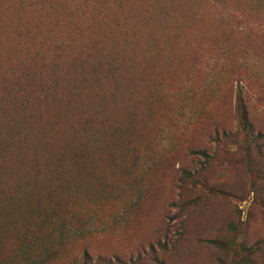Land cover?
<instances>
[{
    "label": "rangeland",
    "instance_id": "rangeland-1",
    "mask_svg": "<svg viewBox=\"0 0 264 264\" xmlns=\"http://www.w3.org/2000/svg\"><path fill=\"white\" fill-rule=\"evenodd\" d=\"M10 1L0 0V45L14 50L0 51V67L15 75V62L3 55H19L20 41L37 48L45 38L13 28L49 13L51 1L52 8L60 2L63 18L54 29L79 39L93 20L116 16L100 20L112 28L110 38L96 35L102 29L85 39L82 60L67 62L82 53L77 42L56 59L61 70L76 71L68 78L45 70L51 47L65 51L66 40L44 44L46 65L22 83L29 104L8 113L16 133L0 143L3 178L34 175L36 164L52 162L48 141H91L78 149L103 158V174L112 172L109 158L125 168L113 171L121 180L109 181L114 206L90 212L93 227L72 233L46 264H264V0H25L9 8ZM71 87L74 97L66 94ZM240 87L253 125L248 141L239 125ZM36 98L46 105L38 108ZM69 225L77 229L75 220Z\"/></svg>",
    "mask_w": 264,
    "mask_h": 264
},
{
    "label": "trees",
    "instance_id": "trees-1",
    "mask_svg": "<svg viewBox=\"0 0 264 264\" xmlns=\"http://www.w3.org/2000/svg\"><path fill=\"white\" fill-rule=\"evenodd\" d=\"M24 1L11 0L8 7L19 8L24 6ZM36 5L40 7V3L37 2ZM50 5L49 13L40 16V11L35 12L37 19L35 22L32 23L29 20L28 24L16 26L13 30H22L25 33H36L39 35L42 32L45 40L41 42H44L45 45L51 44L54 36L55 38L58 36L63 38L62 40H66L63 43L64 48L67 45L69 47L65 51H61L58 44L51 47L52 56L50 62L52 66L51 69L47 67L45 70H49L53 75L60 74L68 78L74 75L76 71L61 70L59 68L60 64L57 63L56 59H63L67 52H74L71 47L74 44L71 45L70 43L77 42L82 53L76 54L78 58L67 60V62L73 63L74 61L79 62L82 60L88 54L87 41L91 32L105 29L102 33L96 35L107 36L108 38L112 36L110 33L112 28L103 24L100 20L116 16L114 12H111L101 19L93 20L90 26L86 25L87 27L84 31L87 34L86 37L84 38L83 33L80 36L81 39H79L75 36L65 35L67 31L63 28L60 30L54 29L61 23L63 18L60 16V2L55 5V8H52V1ZM195 6L196 2L188 6L190 15L191 11H195L193 10ZM12 14L4 16L6 26L10 25L7 30H10L13 24L9 21L12 18ZM14 16H16L13 17L14 21H20L17 15ZM48 18L51 19L48 20ZM41 24L44 26L43 28H41ZM241 24L244 23L242 22ZM0 25H2V20ZM62 25L64 26V22ZM146 36L150 37L149 32L146 33ZM86 38H88L87 41H85ZM37 40L35 43L39 44L37 48L30 47L25 41H20L24 47L22 49L18 47L20 50L19 55H8L7 53L3 55L5 60L11 64L15 62L14 66L19 71V75H15L14 70H6L0 67V115L4 116L0 120V131H5L4 134L0 132V143L9 141V132L14 136L16 133L9 128L11 124L10 120H7L10 106L25 110L30 102L28 98L31 94L22 86L24 79L30 77L31 69L34 66L39 67L41 62L46 65L44 60H47V58L43 55V51H48L50 47L44 50V44L40 43V39L37 38ZM128 41H126V46ZM82 42L85 43L82 44ZM97 44L99 45L100 41L94 40L93 47H96ZM28 48L30 50L36 49V51L29 53L27 51ZM3 49H13V46L7 42H2L0 51ZM81 76L83 78L81 82L85 83L87 81L85 77L88 76L87 72L86 75L82 73ZM238 90V105L242 108V113L239 116V125L245 141H248V138L253 136V125L245 107L247 105H245L243 96H241L244 89L240 87ZM49 93L52 98L51 102L54 103L58 96L56 87L52 86ZM75 93L76 87H71V90L66 92L70 97H74ZM35 101L38 104V108H40L41 102H44L40 98H36ZM72 103H74L73 100ZM44 104L46 105L45 102ZM67 105L71 106V102L68 99ZM50 124H56V120L51 121ZM30 130L31 132L35 131L33 127ZM87 133L94 135L90 132ZM43 137L46 138V135H43ZM217 140L220 141V138H217ZM89 142L91 141H79V143L71 144L65 141H48L53 160L42 167L36 164L33 167L37 171L34 175L33 173L31 175L21 173L20 177H15L12 181L8 177H4V179L0 173V218L2 219L1 224H3L0 225V264H46L51 258L57 256L61 247H65L68 240L73 239L72 233L75 232L76 234L78 230L81 232L88 231L85 228L92 224L91 221L94 219L89 215L90 212L95 214L100 210L102 211L108 202L114 206L116 200L111 199V193L114 190L109 181H115L117 180L116 178L121 180V177L112 174L117 168L120 170L125 169L123 168V162H118L116 158L107 159L106 166L112 172L110 175H107V173L103 174L104 171L100 168L103 158L96 160L97 158L94 156L87 157L80 154L79 146ZM2 156L5 159V151L0 148V157ZM132 164L134 165V163ZM105 179L106 185H101L99 181L104 182ZM104 191H107V193H103ZM73 220L77 224L76 230L69 225ZM92 227L93 225L89 226V228Z\"/></svg>",
    "mask_w": 264,
    "mask_h": 264
}]
</instances>
